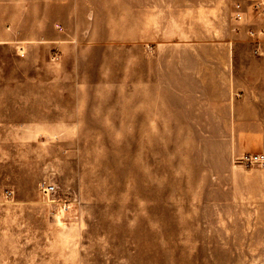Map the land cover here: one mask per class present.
<instances>
[{
    "label": "rangeland",
    "instance_id": "obj_1",
    "mask_svg": "<svg viewBox=\"0 0 264 264\" xmlns=\"http://www.w3.org/2000/svg\"><path fill=\"white\" fill-rule=\"evenodd\" d=\"M234 1H185L184 29L226 30ZM241 33L245 64L260 53ZM176 47L69 66L85 90L80 114L51 116L74 126L51 131V174H0V264H264V174L220 170L228 114L213 100L227 89L213 79L232 54Z\"/></svg>",
    "mask_w": 264,
    "mask_h": 264
},
{
    "label": "crops",
    "instance_id": "obj_2",
    "mask_svg": "<svg viewBox=\"0 0 264 264\" xmlns=\"http://www.w3.org/2000/svg\"><path fill=\"white\" fill-rule=\"evenodd\" d=\"M185 1L199 0H0V174H51V131L74 129L51 116L81 113L85 81L66 71L84 51L114 45L145 51L152 43L230 51L229 61L215 65L221 73L213 79L227 89L213 100L228 114L224 145L218 147L221 174H264V168L234 164L235 155L264 152V43L252 61L235 58L241 48L236 36L248 37L250 26L242 25L258 24L257 18L247 12L240 22L231 15L226 30H185ZM25 65L31 73H24ZM56 67L61 71L51 73Z\"/></svg>",
    "mask_w": 264,
    "mask_h": 264
},
{
    "label": "built area",
    "instance_id": "obj_3",
    "mask_svg": "<svg viewBox=\"0 0 264 264\" xmlns=\"http://www.w3.org/2000/svg\"><path fill=\"white\" fill-rule=\"evenodd\" d=\"M252 12L258 21L248 28L247 32L249 37L258 43V48L262 47L264 43V0H235L233 4V14L234 20L240 22L243 21L246 13ZM234 164L240 167H252L255 165L264 166V152H243L234 157ZM42 189L45 193H49L55 189V186L51 183L43 182Z\"/></svg>",
    "mask_w": 264,
    "mask_h": 264
}]
</instances>
